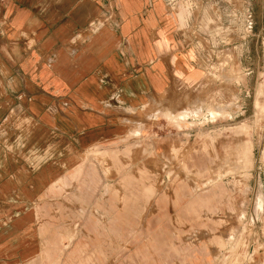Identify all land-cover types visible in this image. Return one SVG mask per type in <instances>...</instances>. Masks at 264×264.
I'll return each instance as SVG.
<instances>
[{"label":"rangeland","instance_id":"rangeland-1","mask_svg":"<svg viewBox=\"0 0 264 264\" xmlns=\"http://www.w3.org/2000/svg\"><path fill=\"white\" fill-rule=\"evenodd\" d=\"M168 2L201 80L82 157L48 223L74 264H264V0Z\"/></svg>","mask_w":264,"mask_h":264},{"label":"crops","instance_id":"crops-1","mask_svg":"<svg viewBox=\"0 0 264 264\" xmlns=\"http://www.w3.org/2000/svg\"><path fill=\"white\" fill-rule=\"evenodd\" d=\"M201 77L166 0H0V264H74L51 194Z\"/></svg>","mask_w":264,"mask_h":264},{"label":"built area","instance_id":"built-area-1","mask_svg":"<svg viewBox=\"0 0 264 264\" xmlns=\"http://www.w3.org/2000/svg\"><path fill=\"white\" fill-rule=\"evenodd\" d=\"M166 2H167V5L169 6L170 4H169L168 0H166Z\"/></svg>","mask_w":264,"mask_h":264},{"label":"bare ground","instance_id":"bare-ground-1","mask_svg":"<svg viewBox=\"0 0 264 264\" xmlns=\"http://www.w3.org/2000/svg\"><path fill=\"white\" fill-rule=\"evenodd\" d=\"M236 157V156H235Z\"/></svg>","mask_w":264,"mask_h":264}]
</instances>
